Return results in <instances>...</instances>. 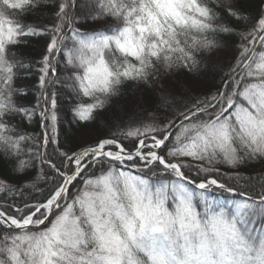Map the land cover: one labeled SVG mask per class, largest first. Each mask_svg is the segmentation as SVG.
I'll list each match as a JSON object with an SVG mask.
<instances>
[{
  "label": "snow or ice",
  "instance_id": "1",
  "mask_svg": "<svg viewBox=\"0 0 264 264\" xmlns=\"http://www.w3.org/2000/svg\"><path fill=\"white\" fill-rule=\"evenodd\" d=\"M257 43L264 0H0V264H264Z\"/></svg>",
  "mask_w": 264,
  "mask_h": 264
},
{
  "label": "trees",
  "instance_id": "2",
  "mask_svg": "<svg viewBox=\"0 0 264 264\" xmlns=\"http://www.w3.org/2000/svg\"><path fill=\"white\" fill-rule=\"evenodd\" d=\"M105 22H106V23H110L111 21H105ZM256 46H257L258 51H260V50H264V49H260V48H259V43H257ZM128 91H131V86L128 87ZM85 99L87 100V98H85ZM33 130H34V126H33L32 128L29 129L30 132L33 131Z\"/></svg>",
  "mask_w": 264,
  "mask_h": 264
}]
</instances>
